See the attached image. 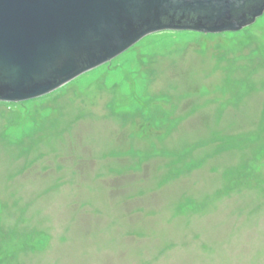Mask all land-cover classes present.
I'll use <instances>...</instances> for the list:
<instances>
[{
  "label": "rangeland",
  "instance_id": "obj_1",
  "mask_svg": "<svg viewBox=\"0 0 264 264\" xmlns=\"http://www.w3.org/2000/svg\"><path fill=\"white\" fill-rule=\"evenodd\" d=\"M0 264H264V12L0 100Z\"/></svg>",
  "mask_w": 264,
  "mask_h": 264
},
{
  "label": "water",
  "instance_id": "obj_2",
  "mask_svg": "<svg viewBox=\"0 0 264 264\" xmlns=\"http://www.w3.org/2000/svg\"><path fill=\"white\" fill-rule=\"evenodd\" d=\"M264 0H0V100L46 94L166 29H240Z\"/></svg>",
  "mask_w": 264,
  "mask_h": 264
}]
</instances>
